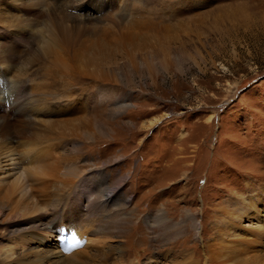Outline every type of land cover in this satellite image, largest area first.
<instances>
[{
    "label": "rangeland",
    "instance_id": "374dc122",
    "mask_svg": "<svg viewBox=\"0 0 264 264\" xmlns=\"http://www.w3.org/2000/svg\"><path fill=\"white\" fill-rule=\"evenodd\" d=\"M107 1L102 0V8ZM111 1L115 3L112 21L117 28L132 32L142 25L151 29L148 36L153 34L152 41L148 38L141 44L136 37L133 45L126 46V51L110 47L112 43L102 47V85L113 86L121 95V104L129 107L117 114L122 108L115 107V99L101 101L95 82L83 78L82 85L73 87L77 91L74 96L79 95V89H84L83 98L88 103L95 100L81 107L91 121L83 124L82 130H89L92 137L77 128L79 136L72 145L80 147L77 155L71 152L73 141L63 142L66 135L73 137L75 133L70 130L74 127L70 124L79 126L81 117L76 118L78 113L71 114L75 120L71 122L68 114H63L73 105L61 107L69 102L62 100L60 96L64 95L59 94L47 101L48 114L51 119L65 120L69 124L57 128L54 142L37 148L46 151L47 146L52 156L61 159L76 156L84 183H90H87L88 190L93 187L94 193L101 191L96 171L103 170L108 181L111 179L112 187L118 189L116 195L120 194L122 200L130 199L125 207L133 213L130 235L124 240L127 262L207 264V243L211 238L220 240V233L225 231L221 236L225 243L221 245L232 244L233 249L236 248L237 255L232 260L237 261L240 254L244 257L237 261L239 263L231 260L228 264L264 263V0H142L137 8L123 3L124 6L121 0ZM102 8H88L81 14L98 15ZM144 44L148 46L143 49ZM92 52L91 48L78 51L71 61L75 65ZM98 62L100 64V60ZM14 65L2 68L13 73L21 67L20 63L18 67ZM111 67L119 72L124 69L122 77H110L108 69ZM4 80L9 81L5 76ZM63 81L62 74L57 80L62 89ZM2 96L3 104L11 107L7 112L9 121L14 122L19 114L17 107L23 102L17 105L12 103V97ZM12 110L16 114H11ZM96 128H102V136L95 132ZM24 178L25 182L29 181ZM80 194L85 197L83 192ZM232 197L236 209L240 208L237 211H258V219L243 215L241 221L230 226L217 208H220L218 205L227 207L225 204L231 203ZM245 198L252 203H242ZM31 200L36 203V199ZM37 200L42 201L40 196ZM85 201L68 210L63 209L65 197H61L56 216L65 224L58 227V232L72 236L82 213L87 212ZM22 203L28 205L12 202L30 217L41 216L45 210L41 205L34 208L30 200ZM161 208L175 224L186 212L195 215L199 229L196 236L189 228L186 234L169 239L168 243L156 239L158 229L144 219H151ZM91 209L96 208L89 206L86 218L93 215ZM214 220L220 221L218 229ZM67 221L74 222L66 224ZM100 221L102 223L101 218ZM219 230L223 231L219 233ZM52 233L55 243L52 239L50 243L54 244L55 252L50 253L51 258L55 264H63L61 260L67 253L60 244L63 239L57 236L56 230ZM4 252L7 257L14 254L12 248L0 250V263L5 261ZM184 252L192 254V258L183 256ZM216 252L223 253L224 249ZM249 257L255 261L249 262Z\"/></svg>",
    "mask_w": 264,
    "mask_h": 264
},
{
    "label": "bare ground",
    "instance_id": "6f19581e",
    "mask_svg": "<svg viewBox=\"0 0 264 264\" xmlns=\"http://www.w3.org/2000/svg\"><path fill=\"white\" fill-rule=\"evenodd\" d=\"M120 3L137 8L142 5V0H121ZM120 3L119 7H121ZM88 8L92 10L102 8V0H0V95L12 97V103L23 102L17 107L18 117L15 116L16 120L10 122V114L7 112L11 107L5 106L0 98V250L12 248L14 252L9 257L5 252L2 253L5 260L1 262L3 264H55L56 262L50 254L55 252V248L52 247L54 244L50 243V239L52 241L55 239L52 230H56L57 236L63 239L60 244L65 247L62 250L67 252L61 260L63 264H133V261L129 259L130 262L126 261V245L124 243V240L130 235V226L133 223V213L125 209L130 199L122 200L120 194L116 195L119 193L118 189L112 187L111 179L109 182L108 175L103 170L96 171L100 179L101 191L98 189L94 193L92 192L94 191L93 187L88 190L90 183L87 181L84 183V175L82 176L79 170L76 156L67 159L62 157L61 159V157L52 156L47 146L46 151L44 148H37L43 143L47 145V142L48 144L54 142L55 134L58 135L57 128L69 124L65 120L51 119L48 114L49 100L59 94L64 95L60 96L62 100L69 102L67 105L64 103L61 107L73 105L71 110H65L63 114H68V119L71 122H75L71 114L78 113L76 118L80 119L79 116L81 117L78 122L79 126L76 127V123L75 125L74 123L70 124L74 127L70 130L74 131V138L66 135L63 142L73 141L71 147L76 144L75 138L79 136L77 128H81L80 130L87 137H92L89 130H82L83 124L87 125L90 117L87 112L81 110V107H87L95 100L91 99L88 103L89 101L83 98L84 89L78 90L80 91L79 95H75L78 96L77 99L74 96L77 91L73 87L82 85L83 78H90L95 82L94 86L98 88L101 101L115 99V107L122 108V111H116L117 114H122L129 107L121 104V95L117 94L113 86L102 85V47L112 43L110 47L115 46V48L124 50L126 46L133 45L136 37L139 38L137 40H140V44L141 41L145 43L148 38L153 36V34L148 36V31L151 29L139 25L137 26L138 30L124 32L117 28L112 21L115 3L111 0L106 2L102 13H98V15L89 12L82 15V10ZM106 20H109L107 24L104 23ZM90 48L93 50L92 54L85 55V60L82 57L74 65L71 60L75 53L89 51ZM159 49L163 51L162 48ZM166 62L167 60L164 58V63ZM19 63L21 67H18ZM9 64H15L14 66L18 68L13 73H7L2 67L9 69ZM73 71L75 74L72 73ZM122 71L124 72V69ZM122 71L119 72L113 67L108 69L112 78H121ZM51 73L57 75H51ZM62 74L63 89L57 84V80ZM4 76L9 81L6 82ZM124 77L125 74L123 79ZM21 105L25 106L23 110ZM11 114H16L15 110H12ZM95 132L102 136V128H96ZM14 140H16L15 144L12 142ZM20 151L21 153H19ZM79 151L80 147L77 145L71 149L75 155ZM16 169L18 171H14ZM24 177L29 181L25 182ZM81 192L85 194L86 198L80 194ZM39 196L42 199L41 202L37 200ZM62 196L65 197V202H61L65 205L63 209L68 210L74 209L80 201L86 199L84 204H86L87 212L82 213L83 217H80L78 224L76 222L75 232L71 237H69L71 234H66V232H58V227L65 224L59 216H56ZM233 197L229 199L231 203L225 204L227 207L218 205L220 208L217 210H220L222 219L226 218L232 227L234 226L232 224L241 221L243 215L250 214L253 215V218L258 219L260 214L258 211H237L240 208L236 209ZM252 198L257 200L255 196ZM31 199H36V203ZM66 199H69L68 202ZM25 200L32 201L34 208L41 205L45 209L43 214L38 217H30L25 214V210L12 204L14 201H19L22 206L24 204L22 201ZM242 203L249 205L252 202L245 198L242 199ZM89 206L96 209L95 211L91 209L93 215L86 218L84 215L90 213ZM30 208L27 207V209ZM100 218L102 223L99 222ZM144 220V222H150V225L156 226L158 229L156 239H160L163 243H168L169 239L183 236L189 228L192 229L195 236L199 230L195 215L189 212H186L184 217L179 222L177 221V224L168 219L162 208L156 211L151 219L146 217ZM73 222L67 221L66 224ZM219 222V220H214L213 223L217 229ZM171 228L173 230L170 231ZM224 232L220 233V240L211 238L212 240L207 243L208 258L205 263L228 264L233 258H236L237 250L233 249L232 244L223 246L224 239L221 236L225 234ZM83 236H85L84 241H82ZM74 244H80V246L75 247ZM218 249H224V252H216ZM183 254L188 259L192 258V254L186 252ZM241 256L240 254L239 259L242 258ZM255 258L249 257L247 260L251 262L255 261ZM166 260L164 258V261ZM174 262L172 261L173 264ZM172 263L168 261L165 264Z\"/></svg>",
    "mask_w": 264,
    "mask_h": 264
}]
</instances>
